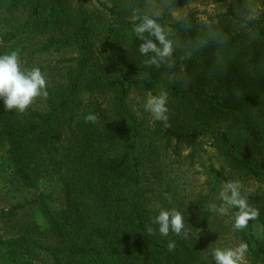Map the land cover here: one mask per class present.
Listing matches in <instances>:
<instances>
[{
  "label": "trees",
  "instance_id": "1",
  "mask_svg": "<svg viewBox=\"0 0 264 264\" xmlns=\"http://www.w3.org/2000/svg\"><path fill=\"white\" fill-rule=\"evenodd\" d=\"M198 1L0 0V55L18 51L30 70L73 51L47 66L48 95L24 113L0 100V173L29 194L0 205V264H215L202 231L219 214L208 205L221 203L232 175L264 181V0H206L226 10L204 23L188 11L191 29L171 16ZM144 16L173 40L174 68L143 63L133 28ZM209 24L223 43L198 48ZM133 92L166 93L169 126L139 118ZM89 114L98 120L86 122ZM172 142L188 148L189 164L204 145L223 162L204 167L207 190L187 204L168 166ZM241 194L258 218L236 231L233 208L219 226L247 245L240 264H264V189ZM161 209L183 215L186 238L159 234L151 220Z\"/></svg>",
  "mask_w": 264,
  "mask_h": 264
},
{
  "label": "clouds",
  "instance_id": "2",
  "mask_svg": "<svg viewBox=\"0 0 264 264\" xmlns=\"http://www.w3.org/2000/svg\"><path fill=\"white\" fill-rule=\"evenodd\" d=\"M170 4L175 6V0H169ZM185 29H191L192 24L183 17ZM206 38L198 41V48L206 46L209 40L217 44L223 43L222 34L215 30L211 24L207 25ZM133 31L136 37L142 41L138 46V51L142 56L147 57L143 61L145 66H155L159 69L161 65L168 68L175 67L173 53L175 51L174 42L169 38L166 29L157 22V18L144 16L139 23L134 25ZM193 51H186L180 57L181 60L190 58ZM183 70V69H182ZM47 81L39 68L30 70L22 69L20 55L18 51H12L8 54L0 55V100L3 101V107L7 111H18L24 113L38 97H46ZM167 94L161 93L158 96H149L144 104V108L149 112L154 120L164 123L168 127V108ZM98 120L96 114H89L85 117L86 122L95 123ZM219 205L210 203L208 209L210 212L227 214L229 209H237L233 216V229L241 231L248 226L250 220L257 219L259 210L249 206L246 195L241 194L239 181H228L224 184L219 193ZM152 224L158 226V232L162 236H168L171 232L176 236L187 237L185 221L183 215L177 210L161 209L159 214L151 220ZM149 234H155L151 226L147 227ZM175 242L168 243V250L175 248ZM247 251V245L241 244L232 249H215L213 257L215 264H240L244 253Z\"/></svg>",
  "mask_w": 264,
  "mask_h": 264
},
{
  "label": "rangeland",
  "instance_id": "3",
  "mask_svg": "<svg viewBox=\"0 0 264 264\" xmlns=\"http://www.w3.org/2000/svg\"><path fill=\"white\" fill-rule=\"evenodd\" d=\"M86 6L92 7L94 0H81ZM195 13L199 22H207V16L213 15L218 12L226 10V5L223 3H210L206 0L198 2L185 3L172 11L171 16L174 19L182 18L188 11ZM73 52L72 50L64 53H55L44 57L33 65L34 68H39L41 72L46 74V68L49 65H53L56 60L66 56L68 53ZM150 94H138L133 92L128 97V105L135 112V114L142 119H152V115L147 112L144 108V104ZM152 96V95H151ZM172 146L169 150L168 166L173 177L176 178V182L179 183L177 188L180 196H184V202L187 204L188 199L196 198L200 192L207 190L206 186V173L205 166L207 164H213L215 167H220L223 162L217 153L208 145H204L205 151L195 160L193 164H189L186 158L188 154V148L182 144H175L172 142ZM177 146V147H176ZM174 148H177L179 157L174 155ZM173 168V169H172ZM176 175V176H175ZM231 181H239L240 190L247 193L254 194L259 193L264 189V181H259L250 177H241L239 175H232ZM49 183H42L39 190H47ZM223 186H221L220 191ZM27 190L20 187L19 184L13 183V180L8 177V174L4 171L0 173V205H8L17 200H21L24 195L29 197L26 193ZM219 214V213H218ZM224 215H217L213 217L215 221L209 227L202 231L203 239L205 240L206 252L213 255V251L219 249H235L239 247V244L234 240L228 233H223L219 226L220 221L224 218ZM255 232H260V226L258 223L254 226ZM201 235V234H200ZM243 261V258L241 259ZM240 261V262H241Z\"/></svg>",
  "mask_w": 264,
  "mask_h": 264
}]
</instances>
